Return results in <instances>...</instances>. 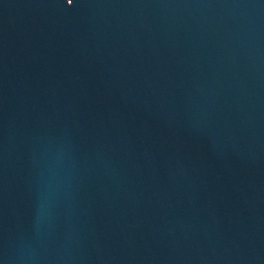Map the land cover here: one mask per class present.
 Returning <instances> with one entry per match:
<instances>
[{
	"label": "water",
	"instance_id": "1",
	"mask_svg": "<svg viewBox=\"0 0 264 264\" xmlns=\"http://www.w3.org/2000/svg\"><path fill=\"white\" fill-rule=\"evenodd\" d=\"M0 264H264V0H0Z\"/></svg>",
	"mask_w": 264,
	"mask_h": 264
},
{
	"label": "snow or ice",
	"instance_id": "2",
	"mask_svg": "<svg viewBox=\"0 0 264 264\" xmlns=\"http://www.w3.org/2000/svg\"><path fill=\"white\" fill-rule=\"evenodd\" d=\"M70 2H73V0H70Z\"/></svg>",
	"mask_w": 264,
	"mask_h": 264
}]
</instances>
